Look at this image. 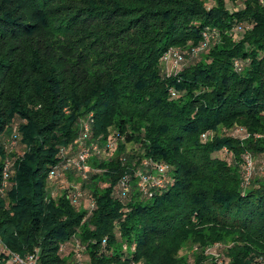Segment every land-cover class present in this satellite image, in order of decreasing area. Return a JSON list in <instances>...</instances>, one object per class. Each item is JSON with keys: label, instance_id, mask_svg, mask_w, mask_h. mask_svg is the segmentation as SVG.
Returning <instances> with one entry per match:
<instances>
[{"label": "trees", "instance_id": "1", "mask_svg": "<svg viewBox=\"0 0 264 264\" xmlns=\"http://www.w3.org/2000/svg\"><path fill=\"white\" fill-rule=\"evenodd\" d=\"M0 239L38 264H264V0H0Z\"/></svg>", "mask_w": 264, "mask_h": 264}, {"label": "built area", "instance_id": "2", "mask_svg": "<svg viewBox=\"0 0 264 264\" xmlns=\"http://www.w3.org/2000/svg\"><path fill=\"white\" fill-rule=\"evenodd\" d=\"M200 49L201 48H196L194 50V53L197 54ZM166 57L171 58L174 66H177L179 60L181 59V56L177 50L169 51V53L164 57V59ZM95 151H97V146L93 145L90 148L81 151L77 156V158L74 160L73 164L77 169V171L81 174V176L83 177L87 176V172L89 169L87 159L89 158L91 152H95ZM246 159H247V172L249 174L252 169V162L249 156H247ZM156 168L159 172L158 175L148 173L147 171L140 174L139 186L144 193H149V195H151L150 191L152 188L162 187L163 185V179L162 177H160V173H163L164 166L161 164H157ZM79 195L80 194H78V196ZM124 248H126V246H124ZM3 250H6V252L9 254V263L11 264H38L37 257L35 255H28L23 257L18 255L17 253L9 251L6 248V246L3 244L2 240L0 239V252H2Z\"/></svg>", "mask_w": 264, "mask_h": 264}, {"label": "rangeland", "instance_id": "3", "mask_svg": "<svg viewBox=\"0 0 264 264\" xmlns=\"http://www.w3.org/2000/svg\"><path fill=\"white\" fill-rule=\"evenodd\" d=\"M238 5H240V4H238ZM172 64L173 63H172L171 58L166 57L165 59H163V67H164L165 70H167L169 72L176 70L178 65L174 66ZM219 155L223 156V154H219ZM211 252H215L216 254L220 253V252H223V247H220V246L219 247H213L211 249Z\"/></svg>", "mask_w": 264, "mask_h": 264}]
</instances>
